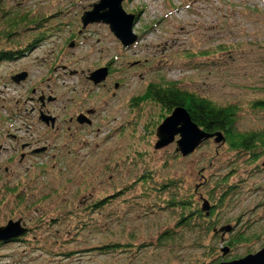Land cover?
<instances>
[{
    "label": "rangeland",
    "instance_id": "obj_1",
    "mask_svg": "<svg viewBox=\"0 0 264 264\" xmlns=\"http://www.w3.org/2000/svg\"><path fill=\"white\" fill-rule=\"evenodd\" d=\"M98 1L0 0V18L3 14L4 20L28 16L15 27L19 39L14 40L26 44L40 31L48 36L24 57L0 62V227L20 219L28 229L19 240L0 244V264H127L124 255L93 251L104 243V237L98 230L70 229L68 210L88 205L89 192H94V199L102 197L104 191L140 171L161 170L162 164L170 168L163 173L174 174L181 188L194 187L198 200L210 190L218 196L222 179L229 177L227 187L237 186L238 192L215 209L217 228L229 225L234 227L230 236L243 231L260 235V239H251L248 249L237 245L234 254L228 249L225 255L229 253L230 259L257 252L264 246V154L249 168H242L246 154L236 156L213 138L186 157L172 143L155 150V130L165 113L158 104L134 107L130 101L142 95L147 84L168 81L179 82L218 105H241L262 98L264 0H124V11L137 16L133 32L138 41L128 49L102 22L82 29L83 13ZM4 20L0 19V28ZM8 38L0 35V49L10 47ZM107 64L113 70L104 81L107 86L91 83L89 73ZM23 72L27 74L24 81H12ZM41 90L45 99L56 100L48 108L60 120L78 113L77 108H96L97 113L91 122L85 115L89 125L82 129H47L39 114L31 112L30 97H39ZM238 114L237 130L264 125V112L244 107ZM148 139L151 143L146 144ZM26 144L30 146L21 149ZM138 149L149 150V156L127 159ZM56 215L65 219L50 225ZM92 216L94 221L104 220L103 214ZM144 219H131L127 225L136 234L149 235L161 215L159 220L153 215L152 224L150 217ZM224 243L216 247L225 251ZM200 246L191 243L176 250L177 258L160 248L153 255L145 250L141 261L195 264L205 253ZM135 263L141 264H131Z\"/></svg>",
    "mask_w": 264,
    "mask_h": 264
},
{
    "label": "trees",
    "instance_id": "obj_2",
    "mask_svg": "<svg viewBox=\"0 0 264 264\" xmlns=\"http://www.w3.org/2000/svg\"><path fill=\"white\" fill-rule=\"evenodd\" d=\"M4 16L3 14L0 19L4 20ZM27 19L28 16L24 18L17 15L12 20L1 21L4 26L0 28V31L5 32L0 35L10 37L5 39L10 42V47L0 49V62L22 58L29 50L37 48L38 42L47 39L46 32L40 31L31 38L29 37L26 44L21 43L18 36H15L19 32L15 31V27L26 22ZM16 37L18 39L14 40ZM146 102L160 105L165 113L161 115L162 120L175 108L181 107L190 115L192 122L204 132L208 134L222 132L225 138L224 143L229 151L235 152L236 156L246 154V158L241 163L242 168H249V164L255 163L258 157L264 154V125L262 128L253 127L242 131L236 129V122L239 120L238 113L241 112L242 108L264 112V96L241 105L233 103L218 105L212 99L197 94L191 88H186L179 82L169 83L168 81L160 84H147L145 92L140 96H135L130 101V106L136 107ZM148 143H151L150 139L146 144ZM148 152L149 150H133L132 153L134 154H128L127 159L145 158L149 156ZM172 157L177 158L178 156L173 154ZM160 168L161 170L140 171L139 175L130 178L129 181L119 184L112 190L104 191L102 197L98 196L94 199V192H89L87 198L91 202L88 205L81 206V208L77 206L75 211L68 210L71 218H68L67 225L70 229L76 228L81 232L87 229L98 230V233L104 237V243L91 249L103 255H124L125 259H128L127 264H131L132 261L144 264L145 260L141 261L143 252L147 250V252H151V254L153 252L154 254L159 248L177 258L176 250L181 251L191 243L201 245L200 248L204 249L205 252L200 260H196L195 264H221L222 262H228V260L238 259L241 256H232L229 259V253L225 255L220 246V249L216 247L218 243L225 242L223 248L230 249V252L233 253L237 245H245L248 249V242L251 239H255V242L260 239V235H245L243 231H238L237 234L230 236L229 231L220 232L221 227L217 228L219 218L214 213L215 209H218L225 202H230L235 193L238 192L237 186L227 187L229 177L224 176V179H222L223 182H221L218 196L213 190H210L206 192L205 196L201 197V200H198L196 197L197 190L194 187L186 189L182 186L181 188V182L174 177V174L169 173L170 175H166L163 173V171H170V168H166L163 164ZM18 187L17 185L15 188ZM6 191L8 192V189ZM204 198L210 206L208 215L202 210ZM135 205L142 209L140 210ZM94 214H103L104 220L94 221L92 216ZM153 215L156 219H158V215H161V219L154 222ZM148 217H150L151 224L153 222L157 224H152V232L149 235L136 234L134 229L132 230L127 225V222L131 219L141 220ZM64 219L65 216L56 215L51 218L49 224L61 223ZM162 219L166 221H161ZM234 221L236 224L238 218ZM120 223H126V226H120ZM249 226H251L250 223L247 224L246 231ZM122 229H124L126 235L123 232L121 233ZM116 233H121V235L117 236ZM186 238L190 242H187ZM2 243L0 242V244ZM252 252L248 251L251 254L255 253ZM159 259L162 260V257Z\"/></svg>",
    "mask_w": 264,
    "mask_h": 264
},
{
    "label": "water",
    "instance_id": "obj_3",
    "mask_svg": "<svg viewBox=\"0 0 264 264\" xmlns=\"http://www.w3.org/2000/svg\"><path fill=\"white\" fill-rule=\"evenodd\" d=\"M122 1L124 0H99L97 3L92 4L91 7H89V11L83 13L80 19L82 29H85L92 23L100 24V22H102L108 26L110 32H112L121 46L125 48L132 46L133 43L138 41V37L133 32L136 16L133 13L127 14L124 11ZM107 76L108 68L103 66L89 73L88 80L95 85H99L106 80ZM26 77L27 74L23 72L13 77L12 81L18 84L24 81ZM115 87L117 88L118 85L116 84ZM41 119L44 120L45 123H48L49 120H51L52 124L54 123L53 117L48 119L41 114L40 120ZM84 119H86L85 115L80 116L78 120L83 122ZM155 136L157 138L154 145L155 150H159L160 148L163 149L172 143L176 145L175 151L183 157L189 156L203 141L206 142L211 140V138L214 139L215 143L225 142L222 132L211 134L204 132L192 122L190 115L181 107L175 108V110L158 125ZM202 210L208 215L210 206L206 199H203ZM231 230L232 227L229 225L219 229L220 232H230ZM27 232L28 229L22 220L19 219L16 222L9 220L5 226L0 227V242L7 243ZM227 251L228 249H225L224 253L226 254ZM221 264H264V246L259 248L254 254L248 253V255L242 258L240 257L232 261L228 260V262H222Z\"/></svg>",
    "mask_w": 264,
    "mask_h": 264
},
{
    "label": "flooded vegetation",
    "instance_id": "obj_4",
    "mask_svg": "<svg viewBox=\"0 0 264 264\" xmlns=\"http://www.w3.org/2000/svg\"><path fill=\"white\" fill-rule=\"evenodd\" d=\"M105 67H108V70H109L108 76L106 78V80H107V79H109L111 77V71L112 70H111L109 64H107V66H105ZM104 81H103V84H100V85H102V86L106 85L107 86V81L106 82H104ZM115 84H117L118 87H119V84L117 82H115L114 83V88H115ZM48 90L50 91L51 89L48 88ZM36 93H37V91L33 88L32 94H34V96H35ZM40 93H41L40 96L37 97V98H34L33 96L30 97V99H31V101L33 103V108L31 109V112L38 113L39 116H41V113L44 112L45 115H48V117L52 118L51 116H54V115H51L50 110L48 108V105L51 104V102L52 103L55 102L56 100L54 101V100H52V98L47 100V99H45L47 97H45V95L43 94L42 90L40 91ZM114 94L115 93H112L113 96H114ZM77 109H78V111H76V112H78V113H76V114L74 113L72 116L68 117V119L62 118L63 116L61 117L60 115H58V116H60V118H62V120H60L58 117L54 116L55 119H54V123L53 124L51 123V120H49L48 123H45V121L42 120V119L39 120V121H40V123L44 124L45 128H47V129L49 128L51 130L53 129V130L58 131V132L63 131L64 128L66 129L67 132H70L73 127H76V128L79 127V129H82L81 127L86 125V124L89 125V122L86 119H84L83 122H80L77 119V116L79 114L80 115H83V114L87 115L89 121L91 122L92 121L91 118H94V116L96 115L97 111H96V108H94V109L93 108L86 109L85 107H83V109H79V108H77ZM79 111H81V112H79ZM66 115H69V113H66ZM63 124H65L66 127ZM61 125H63V126H61ZM26 145L27 146H25V147H23V145H22L21 149H25L26 147L28 148L30 146V144H26ZM35 145H37V143H35ZM33 153L38 154V153H42V151H40V152H34L33 151ZM20 158H21V160H23L25 158V154L22 153L20 155ZM18 240H19V238H18ZM14 241H17V239L14 240ZM14 241H12V242H14Z\"/></svg>",
    "mask_w": 264,
    "mask_h": 264
},
{
    "label": "bare ground",
    "instance_id": "obj_5",
    "mask_svg": "<svg viewBox=\"0 0 264 264\" xmlns=\"http://www.w3.org/2000/svg\"><path fill=\"white\" fill-rule=\"evenodd\" d=\"M23 236V235H22ZM21 237V236H20ZM20 237H18V238H20ZM18 238H15V239H13V240H11V241H9V242H12V241H14V240H16V239H18Z\"/></svg>",
    "mask_w": 264,
    "mask_h": 264
}]
</instances>
